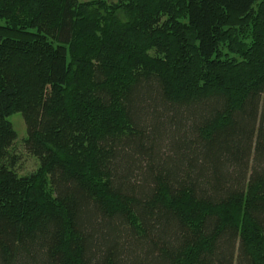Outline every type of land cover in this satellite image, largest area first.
<instances>
[{
	"label": "trees",
	"instance_id": "obj_1",
	"mask_svg": "<svg viewBox=\"0 0 264 264\" xmlns=\"http://www.w3.org/2000/svg\"><path fill=\"white\" fill-rule=\"evenodd\" d=\"M0 264H264V0H0Z\"/></svg>",
	"mask_w": 264,
	"mask_h": 264
},
{
	"label": "rangeland",
	"instance_id": "obj_2",
	"mask_svg": "<svg viewBox=\"0 0 264 264\" xmlns=\"http://www.w3.org/2000/svg\"><path fill=\"white\" fill-rule=\"evenodd\" d=\"M79 1L83 3L92 0ZM8 120L12 123L18 137L15 144V152L20 158L17 172L21 176L32 174L40 167V162L37 158L29 155L24 149V141L27 138V128L23 115L21 113H15Z\"/></svg>",
	"mask_w": 264,
	"mask_h": 264
}]
</instances>
